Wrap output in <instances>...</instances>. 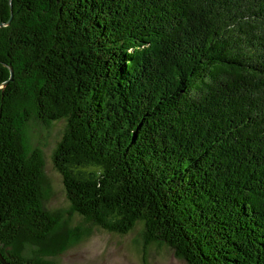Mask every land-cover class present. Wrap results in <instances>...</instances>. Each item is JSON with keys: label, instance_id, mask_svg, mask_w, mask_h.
I'll return each mask as SVG.
<instances>
[{"label": "trees", "instance_id": "1", "mask_svg": "<svg viewBox=\"0 0 264 264\" xmlns=\"http://www.w3.org/2000/svg\"><path fill=\"white\" fill-rule=\"evenodd\" d=\"M58 119L51 161L86 225L264 264V0H0L8 264H53L86 231L43 207L28 126Z\"/></svg>", "mask_w": 264, "mask_h": 264}, {"label": "rangeland", "instance_id": "2", "mask_svg": "<svg viewBox=\"0 0 264 264\" xmlns=\"http://www.w3.org/2000/svg\"><path fill=\"white\" fill-rule=\"evenodd\" d=\"M63 126L62 119L52 121L47 127L36 122L28 126L31 145L41 149L42 170L49 188L43 207L60 214L68 227L80 225L86 230L81 239L51 258L53 264H186L163 244L152 243L143 247L140 236L142 225L139 222L127 233L118 234L86 225L78 214L68 212L69 204L63 193L61 178L51 161L52 149L61 136Z\"/></svg>", "mask_w": 264, "mask_h": 264}, {"label": "water", "instance_id": "3", "mask_svg": "<svg viewBox=\"0 0 264 264\" xmlns=\"http://www.w3.org/2000/svg\"><path fill=\"white\" fill-rule=\"evenodd\" d=\"M11 74H12V70L9 68V79H11ZM4 84V83H3ZM2 84V85H3ZM0 263L1 264H8L5 260H4V258L1 256V254H0Z\"/></svg>", "mask_w": 264, "mask_h": 264}]
</instances>
